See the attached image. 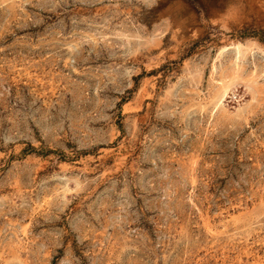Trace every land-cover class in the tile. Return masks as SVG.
<instances>
[{
	"label": "rangeland",
	"instance_id": "obj_1",
	"mask_svg": "<svg viewBox=\"0 0 264 264\" xmlns=\"http://www.w3.org/2000/svg\"><path fill=\"white\" fill-rule=\"evenodd\" d=\"M0 264H264V0H0Z\"/></svg>",
	"mask_w": 264,
	"mask_h": 264
}]
</instances>
